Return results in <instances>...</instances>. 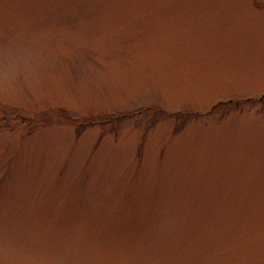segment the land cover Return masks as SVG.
I'll use <instances>...</instances> for the list:
<instances>
[{
	"label": "rangeland",
	"instance_id": "rangeland-1",
	"mask_svg": "<svg viewBox=\"0 0 264 264\" xmlns=\"http://www.w3.org/2000/svg\"><path fill=\"white\" fill-rule=\"evenodd\" d=\"M263 95L264 0H0V264H264Z\"/></svg>",
	"mask_w": 264,
	"mask_h": 264
}]
</instances>
